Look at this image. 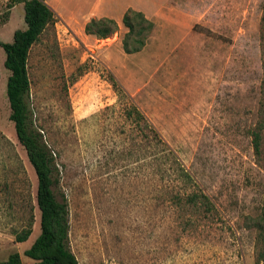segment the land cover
<instances>
[{
    "label": "rangeland",
    "instance_id": "1",
    "mask_svg": "<svg viewBox=\"0 0 264 264\" xmlns=\"http://www.w3.org/2000/svg\"><path fill=\"white\" fill-rule=\"evenodd\" d=\"M9 1L0 0V43L25 27L23 4ZM44 1L64 15L56 11L29 51L28 103L54 150L55 194L67 201L79 264H257L264 0ZM128 8L154 22L135 53L122 47ZM92 17L118 28L96 38L84 30ZM4 57L0 45V261L18 252L29 264L23 252L40 233L37 179L9 119ZM132 105L146 122L128 114ZM191 192L216 211L187 203ZM31 214L32 233L16 242Z\"/></svg>",
    "mask_w": 264,
    "mask_h": 264
},
{
    "label": "trees",
    "instance_id": "2",
    "mask_svg": "<svg viewBox=\"0 0 264 264\" xmlns=\"http://www.w3.org/2000/svg\"><path fill=\"white\" fill-rule=\"evenodd\" d=\"M17 3L23 4L25 27L16 29L11 41L1 42L0 45L5 54L3 65L9 71L5 84L10 108L9 119L13 122L16 138L24 148L37 179L36 205L40 212V233L23 254L34 261L29 264H79L68 246L67 201L63 195L58 199L55 194L58 169L54 150L44 139L42 129L34 124L28 103L30 80L27 60L29 51L46 27L53 23L58 15L44 0H10L8 7L11 8ZM121 20L127 28L122 38L123 50L126 53L140 51L145 44L146 36L154 27V22L141 10L133 8H128ZM117 28V22L110 17H92L84 26L87 34H93L101 39L114 33ZM112 81L116 84L115 80ZM121 91L126 95L124 90L121 89ZM261 94L264 98V85ZM127 108L129 109L125 107L128 114L133 111L137 119L146 122L145 115L136 106L132 105ZM258 138V132L254 131L255 150L258 149ZM177 174L186 178L187 182L193 180L181 166ZM186 202L202 208L205 212L216 211L204 193L191 192L187 195ZM33 220L34 217L31 214L26 224L22 225L20 230L13 232L16 242H24L29 238L32 233ZM262 236L264 247V233ZM0 264L23 263L20 254L12 252L5 260L0 261ZM257 264H264V251L259 254Z\"/></svg>",
    "mask_w": 264,
    "mask_h": 264
},
{
    "label": "crops",
    "instance_id": "3",
    "mask_svg": "<svg viewBox=\"0 0 264 264\" xmlns=\"http://www.w3.org/2000/svg\"><path fill=\"white\" fill-rule=\"evenodd\" d=\"M61 5H59V4H57L56 5V7H55V9H56V11L58 12V13H60V14H63L60 10H59V7H60ZM55 11V10H54ZM55 11V12H56ZM64 15V14H63ZM86 23V22H85Z\"/></svg>",
    "mask_w": 264,
    "mask_h": 264
}]
</instances>
